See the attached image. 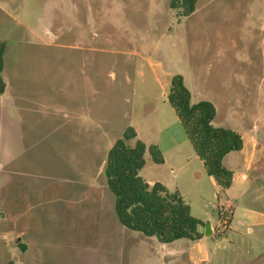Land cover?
Masks as SVG:
<instances>
[{
  "label": "rangeland",
  "instance_id": "1",
  "mask_svg": "<svg viewBox=\"0 0 264 264\" xmlns=\"http://www.w3.org/2000/svg\"><path fill=\"white\" fill-rule=\"evenodd\" d=\"M169 3L0 0V264H264V0ZM176 75L242 138L226 190L168 102ZM127 127L167 161L146 151L140 176L180 194L201 239L118 223L102 168Z\"/></svg>",
  "mask_w": 264,
  "mask_h": 264
},
{
  "label": "trees",
  "instance_id": "2",
  "mask_svg": "<svg viewBox=\"0 0 264 264\" xmlns=\"http://www.w3.org/2000/svg\"><path fill=\"white\" fill-rule=\"evenodd\" d=\"M197 1L170 0L169 6L188 16L194 12ZM3 51V46H0V94L5 88L1 78ZM168 102L194 153L202 162L205 174L219 188L228 189L233 173L223 166V159L230 152L242 149L241 136L231 129L212 126L214 106L208 101L192 104L190 92L178 75L171 79ZM146 151L155 164L163 163L158 147L146 146L137 138L135 129L127 127L107 152L102 173L118 223L144 237H154L161 244L201 239L198 227L202 223L191 215L180 194L168 191L160 183L149 185L140 176ZM18 247L24 251V245L19 244Z\"/></svg>",
  "mask_w": 264,
  "mask_h": 264
},
{
  "label": "crops",
  "instance_id": "3",
  "mask_svg": "<svg viewBox=\"0 0 264 264\" xmlns=\"http://www.w3.org/2000/svg\"><path fill=\"white\" fill-rule=\"evenodd\" d=\"M257 146H258V142H257V140H254V143L252 144V150H251V154L252 153H256L257 151ZM242 150H243V147H242ZM161 154H162V152H161ZM195 156H196V154H195ZM197 157V156H196ZM162 158H163V163L161 164V165H165V164H167V161H166V159H165V157L163 156V154H162ZM201 162V161H200ZM202 163V162H201ZM203 165V164H202ZM242 178L244 179L245 178V176L244 175H242ZM212 179V178H211ZM232 182H233V178H232Z\"/></svg>",
  "mask_w": 264,
  "mask_h": 264
},
{
  "label": "water",
  "instance_id": "4",
  "mask_svg": "<svg viewBox=\"0 0 264 264\" xmlns=\"http://www.w3.org/2000/svg\"><path fill=\"white\" fill-rule=\"evenodd\" d=\"M205 235H211L212 234V228H211V226H210V224L209 223H206L205 224ZM19 241V239H17V242Z\"/></svg>",
  "mask_w": 264,
  "mask_h": 264
}]
</instances>
